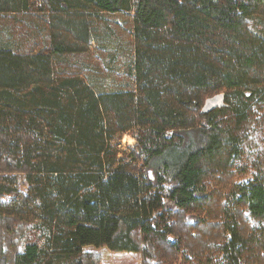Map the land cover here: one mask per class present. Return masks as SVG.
I'll return each mask as SVG.
<instances>
[{
	"label": "trees",
	"instance_id": "16d2710c",
	"mask_svg": "<svg viewBox=\"0 0 264 264\" xmlns=\"http://www.w3.org/2000/svg\"><path fill=\"white\" fill-rule=\"evenodd\" d=\"M33 7L45 34L17 26ZM116 15L133 50L98 88L73 58L118 54L90 28ZM0 17V206L28 210L0 208V264H264V0H0Z\"/></svg>",
	"mask_w": 264,
	"mask_h": 264
},
{
	"label": "rangeland",
	"instance_id": "374dc122",
	"mask_svg": "<svg viewBox=\"0 0 264 264\" xmlns=\"http://www.w3.org/2000/svg\"><path fill=\"white\" fill-rule=\"evenodd\" d=\"M42 3L36 2L35 7H41ZM33 7L30 13L24 16H16L18 21L17 26L19 30L25 29L28 32H34L36 34H45L46 26L42 24L39 19V15L33 16L36 13V8ZM15 17V16H14ZM6 21L5 17H0V20ZM90 28L92 30L96 29L99 35V41H107L110 39V35L114 36L111 39V44L109 46L114 47L116 43L119 46V53L108 56L107 54H99L98 47L100 44L90 43L87 52L81 56H74L73 61L77 65L76 69H84V77H91L96 83L98 88H109L111 90L118 89L120 85L124 84L122 78L124 75L123 65L130 56L133 50V38L131 37V22L129 17L125 15H116L108 17L106 21H99L98 18L94 19ZM41 40V39H40ZM117 56L115 63L119 66L108 64L111 62V58ZM111 69L113 72H110ZM112 81H114L112 83ZM136 131L135 129L131 132H127L122 135L118 142V157L124 159L128 157L129 152L136 145ZM250 178V173L245 171L244 173L238 172L236 181L237 183H242ZM18 184L17 189L22 195H26L28 192V186L25 181V177L22 175L17 176ZM5 200V199H4ZM1 209H7L9 212L15 213H25L28 211L25 208L22 199H18L15 202H10L0 206ZM24 209V210H23ZM29 209V208H28ZM38 221V220H36ZM92 253L98 254L101 258L100 264H141V257L139 254H128V253H111L108 249H89ZM174 264H181L180 260L176 261Z\"/></svg>",
	"mask_w": 264,
	"mask_h": 264
},
{
	"label": "water",
	"instance_id": "95a60500",
	"mask_svg": "<svg viewBox=\"0 0 264 264\" xmlns=\"http://www.w3.org/2000/svg\"><path fill=\"white\" fill-rule=\"evenodd\" d=\"M228 106L225 102V96L223 94H218L213 97H210L204 101L203 106L201 107V114H209L216 110L227 109Z\"/></svg>",
	"mask_w": 264,
	"mask_h": 264
},
{
	"label": "crops",
	"instance_id": "0c3cea01",
	"mask_svg": "<svg viewBox=\"0 0 264 264\" xmlns=\"http://www.w3.org/2000/svg\"><path fill=\"white\" fill-rule=\"evenodd\" d=\"M88 15H90L91 17H93L94 14L93 13H91V14L86 13L85 14L86 17H88Z\"/></svg>",
	"mask_w": 264,
	"mask_h": 264
}]
</instances>
